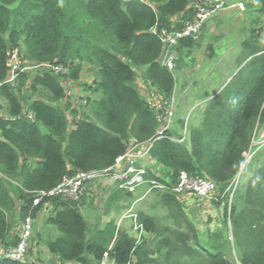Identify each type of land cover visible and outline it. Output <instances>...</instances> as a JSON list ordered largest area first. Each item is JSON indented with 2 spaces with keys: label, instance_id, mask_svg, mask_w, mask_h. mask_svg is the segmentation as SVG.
Here are the masks:
<instances>
[{
  "label": "trees",
  "instance_id": "16d2710c",
  "mask_svg": "<svg viewBox=\"0 0 264 264\" xmlns=\"http://www.w3.org/2000/svg\"><path fill=\"white\" fill-rule=\"evenodd\" d=\"M196 1L0 0V96L8 104L4 108L0 101V250L21 241L13 233L17 205L22 224L30 213L35 219L41 206L34 207L37 191L51 190L79 171L112 167L133 139L152 143L148 157L164 170L146 167L145 177L168 185L161 190V203L169 213H136L145 230L155 234L138 243L114 219L103 226L90 224L71 198H45L54 201L48 223L58 232L45 245L60 264H97L106 251L115 264L132 259L133 264H264V166L246 182L238 203L227 208L234 260L227 255L228 240L211 244L201 239L172 191L180 172L186 171L213 180L225 192L244 164L264 121V0H244L259 27L253 26V39L244 43L241 68L209 100L204 117L183 141L173 139L182 137L174 128L160 133L163 112L138 85L141 78L162 100L171 98L174 70L162 64L164 45L151 29H178L194 17L191 5ZM194 43L192 37L182 38L175 50L181 54ZM15 49L22 66L30 68L8 83ZM43 63L64 66L68 72L58 75L49 67H37ZM71 85L88 93L90 115L83 116L70 103L61 105ZM39 88L47 96L29 95ZM143 186L148 190L151 183ZM122 190H114L112 197L139 194ZM155 190L159 188L150 192ZM32 241L33 236L30 246ZM34 263L0 259V264Z\"/></svg>",
  "mask_w": 264,
  "mask_h": 264
},
{
  "label": "rangeland",
  "instance_id": "374dc122",
  "mask_svg": "<svg viewBox=\"0 0 264 264\" xmlns=\"http://www.w3.org/2000/svg\"><path fill=\"white\" fill-rule=\"evenodd\" d=\"M253 19H256V14H251L249 8L245 6L244 0H230L224 11L210 19L200 33L196 37H192L195 43L191 47L184 49L181 54L176 49V66L173 72L175 87L169 100H162V96L155 87L146 84L141 78L138 80L139 88L147 100L155 106L164 103V106L173 111L174 129L178 133L188 135L190 129L204 117V111L209 100L220 95L241 68L239 66L241 57L247 53L244 51V43L253 39L251 32L253 26L259 27V24L255 23ZM82 89L77 85L69 86L68 97L65 99L66 104L62 101L61 105L65 106L70 103L81 111L83 116L84 114L86 116L91 114V109L90 104L85 99L88 93ZM29 95L33 97L47 96L43 88L30 91ZM0 101L4 108L8 107L5 98L0 96ZM183 120L184 124H181ZM134 143L135 141L132 139L129 148L133 147ZM262 166H264V121L257 128L251 148L245 153L243 166L225 192L218 189L208 198H200L189 192L175 196L178 206L196 227L202 240L211 244L216 242L221 244L228 240L226 249L231 260L235 259L236 249L230 240L231 226L226 217L227 208L238 203V199L245 190L246 182ZM163 172L160 173L163 174ZM110 177L106 175L88 181L81 196L78 199H72L79 203L80 210L90 224L103 226L106 216H110L115 221L120 218L117 226L120 227L121 225L124 231L130 233L133 222L131 220L130 223L129 216L131 214L143 211L149 215L163 216L169 213L168 208L161 203L162 196L165 194L161 191L162 189L148 194L146 187L141 186L138 196L129 197L125 195L121 200H116L115 197H112L114 194L111 195L114 192L112 186L107 182ZM13 185V182L9 183L11 189H13ZM40 205L33 220V241L26 259L31 263L39 261L40 264H60L45 245L47 238L53 234H58L48 223V218L55 212L54 201L52 199L44 200L40 202ZM18 213L17 205L12 213L13 233L18 235L17 237H19L22 229V222L19 220ZM130 235L138 243L142 242L137 236L131 233ZM154 235V232H148L145 236L146 242L150 241ZM133 262L132 259V264ZM68 264L78 263L69 262Z\"/></svg>",
  "mask_w": 264,
  "mask_h": 264
},
{
  "label": "built area",
  "instance_id": "2783aa9c",
  "mask_svg": "<svg viewBox=\"0 0 264 264\" xmlns=\"http://www.w3.org/2000/svg\"><path fill=\"white\" fill-rule=\"evenodd\" d=\"M142 1V0H141ZM230 0H198L192 4L194 17L183 23L178 29H159L157 26L151 29V32L156 34L164 45V53L162 56V64L169 70L175 69V46L182 38L196 37L204 25L212 19L214 16L224 11ZM242 5V4H241ZM24 61L21 58L19 49L12 51L9 58V74L6 82L14 83L19 76V72L30 68V66L23 67ZM38 66L49 67L55 74H65L68 69L64 66L53 65L50 63L39 64ZM34 67V66H33ZM164 104V103H163ZM159 104V109L163 108L162 112V130L160 133H165L174 128V122L172 120L173 111L167 106ZM30 118H33V113H28ZM176 141H183L185 135L180 138H173ZM131 148L116 158L115 164L105 170H92V171H79L71 176H65L62 181L51 190L37 191L34 199V207L40 205L45 198L53 196H63L71 199H78L86 183L92 181V179L101 178L106 175L112 174L114 179L119 183V187L126 189L131 193H137V190L146 183H151V187L147 190V193L152 188L167 189L168 185L165 182H158L156 180H148L145 175L147 169L144 166H140V161L149 156V150L152 146L151 142H137ZM172 191L178 195H183L186 192L192 193L200 198H208L217 191L216 183L209 178L192 177L186 171H181L179 180L175 186L172 187ZM132 227L130 233L137 236L138 239L143 240L145 238V228L142 223L138 221L137 214H131ZM33 217L30 213L21 229V241L16 247L3 248L0 251L1 258H12L18 261H24L27 256V252L30 248L31 238L33 234ZM112 248V245L109 249ZM39 264V263H34ZM97 264H115L114 260L109 257V251H106L102 260ZM126 264H132L131 261Z\"/></svg>",
  "mask_w": 264,
  "mask_h": 264
},
{
  "label": "crops",
  "instance_id": "0c3cea01",
  "mask_svg": "<svg viewBox=\"0 0 264 264\" xmlns=\"http://www.w3.org/2000/svg\"><path fill=\"white\" fill-rule=\"evenodd\" d=\"M175 20H177L176 18H175ZM146 83V82H145ZM147 84V83H146ZM158 107V106H157ZM180 118H182V117H180ZM180 135H182L183 136V134H181L180 133ZM140 166H144V167H152V166H155L156 168H162L163 166H160V165H157V164H155V162L150 158V157H147V158H145V159H143V160H141L140 161ZM162 170H164V168H162ZM109 176H111L110 178H108L107 179V182H108V184L109 185H111L112 186V189H113V191L114 190H122L123 188H120L119 187V183L114 179V177H113V175L112 174H110ZM114 180V181H113ZM143 186V185H142ZM120 188V189H119ZM140 188V187H139ZM139 188H138V190H137V193H133V194H135V195H137L138 193H139ZM124 190H126V189H124ZM124 190H122L121 192L124 194ZM124 191V192H123ZM146 192H147V190H146ZM113 194V192L111 193V195ZM149 194V193H148ZM110 195V196H111ZM110 200H111V198H110ZM142 200V199H141ZM122 203H123V201H122ZM125 218V217H124ZM129 218H130V223H131V216H129ZM112 218L110 217V216H106L105 217V219H104V224L105 223H107L108 221H110ZM119 220H120V218H118ZM116 220V223H118V221L119 220ZM131 227H132V224H131ZM131 227H130V230H131ZM120 228H121V225H120ZM148 232L147 231H145V236H146V234H147ZM143 240H145V238H143ZM142 240V241H143ZM65 264H68V263H65ZM79 264V263H78Z\"/></svg>",
  "mask_w": 264,
  "mask_h": 264
}]
</instances>
